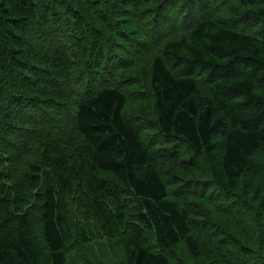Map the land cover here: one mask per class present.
<instances>
[{
    "label": "trees",
    "instance_id": "1",
    "mask_svg": "<svg viewBox=\"0 0 264 264\" xmlns=\"http://www.w3.org/2000/svg\"><path fill=\"white\" fill-rule=\"evenodd\" d=\"M0 264H264V0H0Z\"/></svg>",
    "mask_w": 264,
    "mask_h": 264
},
{
    "label": "rangeland",
    "instance_id": "2",
    "mask_svg": "<svg viewBox=\"0 0 264 264\" xmlns=\"http://www.w3.org/2000/svg\"><path fill=\"white\" fill-rule=\"evenodd\" d=\"M132 106H133V104H132Z\"/></svg>",
    "mask_w": 264,
    "mask_h": 264
}]
</instances>
